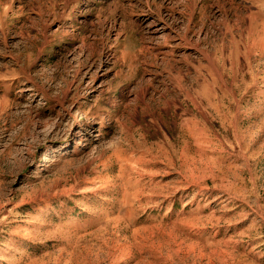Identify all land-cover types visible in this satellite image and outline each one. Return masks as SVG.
Instances as JSON below:
<instances>
[{
	"label": "rangeland",
	"instance_id": "1",
	"mask_svg": "<svg viewBox=\"0 0 264 264\" xmlns=\"http://www.w3.org/2000/svg\"><path fill=\"white\" fill-rule=\"evenodd\" d=\"M0 264H264V0H0Z\"/></svg>",
	"mask_w": 264,
	"mask_h": 264
}]
</instances>
